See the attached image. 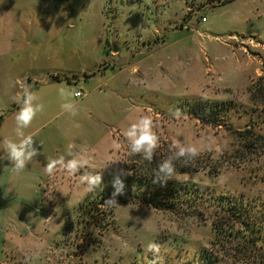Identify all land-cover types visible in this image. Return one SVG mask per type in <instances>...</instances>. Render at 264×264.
<instances>
[{"label":"rangeland","instance_id":"374dc122","mask_svg":"<svg viewBox=\"0 0 264 264\" xmlns=\"http://www.w3.org/2000/svg\"><path fill=\"white\" fill-rule=\"evenodd\" d=\"M29 1L35 5L14 13L19 26L2 33L7 49L0 66L15 69L11 78L20 82L55 68L68 79L89 72L91 86L98 85L65 88L86 92L73 98L83 108L74 129L67 112L48 124L62 118V142L83 147L90 165L44 180V207L57 210L60 220L51 222L60 235L38 252L41 262L264 264V0ZM18 91L13 80L0 114ZM199 101L219 106L218 125L189 114ZM177 109L179 118L172 116ZM144 115L160 137L154 157L165 158L174 140L198 148L194 170L173 179L201 194L198 214L98 203V192L118 172L141 165L143 159L128 155L123 132ZM84 171L102 173L95 192L80 184ZM153 241L159 259L146 252ZM17 264H25L24 256Z\"/></svg>","mask_w":264,"mask_h":264},{"label":"crops","instance_id":"0c3cea01","mask_svg":"<svg viewBox=\"0 0 264 264\" xmlns=\"http://www.w3.org/2000/svg\"><path fill=\"white\" fill-rule=\"evenodd\" d=\"M32 5H35V3L29 0H0V59L6 54L3 48L7 49L2 44V33L8 31L6 28L19 26L21 21L16 20L14 13ZM184 38H179L177 41ZM188 45L187 43L186 47L184 46L186 50L189 49ZM58 58L57 56V61ZM60 58H62V55ZM132 69H136V66H133ZM13 70L16 71L13 68H2L0 66V83L2 82L0 100L9 99L5 93L11 87L13 80L14 82L20 81L18 78H11V74L16 73L12 72ZM86 74L83 78L75 77L68 80L61 77V74L55 71L54 68L51 73L38 72L37 76L42 77H34L33 79L29 77L27 79V83L31 85V90L38 95L39 102L44 105V111L37 115L29 128L23 130L25 135L33 136L34 147L37 148L39 155L20 174L14 173L10 162L0 160V264H17L20 256H24L25 264H43L41 262L42 257L40 258L41 254L39 255L38 252H42L48 244L50 245L51 241H54V238L56 239L57 234L60 235V225L55 226L57 223L55 221L51 222L52 219L56 218L57 210L51 213L44 207V180L47 175L44 173L43 168L46 166L48 158L66 156L64 146L67 148V145L72 142L67 145L62 142L64 136L62 118L52 126H48V124L64 112L61 108L63 101L59 95L61 87L72 88L75 85L74 83L79 84V86H86L87 84L90 90L98 87L97 84L91 86L88 81L90 73ZM53 75H59L61 79H55ZM82 92L81 97L75 98L84 97L86 92ZM1 97L3 98L1 99ZM13 104L4 115L0 114L3 115L0 123V142L3 139L16 141L19 139L15 131V114L20 105L16 102H13ZM86 104H89L90 108L94 110L98 109L97 104L94 102ZM82 109L81 106L76 108L77 115L81 114ZM2 110L4 109H0V113ZM77 115H71V126L76 123ZM73 126L71 129H74ZM4 155L5 153L0 147V157ZM67 158L71 157L66 156ZM60 170L62 169L58 168L56 172ZM56 201L58 202V198H56ZM58 219L60 220V217ZM53 225L54 229L51 230ZM61 243L60 241V247L62 246Z\"/></svg>","mask_w":264,"mask_h":264},{"label":"clouds","instance_id":"9594fccd","mask_svg":"<svg viewBox=\"0 0 264 264\" xmlns=\"http://www.w3.org/2000/svg\"><path fill=\"white\" fill-rule=\"evenodd\" d=\"M20 85L18 91L13 97L14 101L20 105L15 114L16 136L18 141L12 139H3L0 142L4 156L0 160H7L11 164L15 174H20L29 165V163L39 155L38 150L34 147V139L32 135H25L24 129L31 126L33 120L38 114L44 111V105L39 102L38 95L31 90V85L27 82L17 81ZM59 95L62 99L61 108L64 112L72 116L77 115L76 106L73 102L74 97H79L80 92L69 90L61 87ZM172 116L179 118L181 113L179 109L172 113ZM156 125L152 117L144 115L135 122L130 123L127 129L123 132V137L127 142L128 155H140L144 160L151 162L160 147V137L157 133ZM120 147L119 144L116 145ZM170 155L162 159L158 164L153 175V183H166L169 180L176 178L175 161L183 159L187 164L189 161L195 160L199 156L198 148L192 144H183L179 140H174L169 146ZM71 157V158H67ZM66 156L62 155L57 158H48L44 173L52 177L56 170L62 169L68 175L75 176L82 169H86L90 165V158L86 154V150L80 147L77 150V145L69 143L66 148ZM131 173L121 170L113 179V187L115 191L112 198L106 200V205L117 204L115 197L122 195L124 191V183L120 178L122 175H130ZM80 184L83 185L87 192H95L103 183V176L100 171H84L79 177ZM53 190L50 189L49 193ZM146 252H151L159 259L161 247L156 242H149L146 247Z\"/></svg>","mask_w":264,"mask_h":264},{"label":"trees","instance_id":"16d2710c","mask_svg":"<svg viewBox=\"0 0 264 264\" xmlns=\"http://www.w3.org/2000/svg\"><path fill=\"white\" fill-rule=\"evenodd\" d=\"M53 77L55 79H61L59 75H53ZM64 78L68 79L67 77ZM216 107L218 108L219 106ZM216 107L213 103L195 102L189 108V114L203 124L218 125L219 123L216 117L219 110ZM2 119L3 115H0V123ZM163 155L166 158L170 155V152ZM134 157L133 161H136L138 157L143 159L140 155H135ZM161 160V155L157 158L154 157L151 162L143 159L140 166L128 168L131 171V176L122 179L124 191L122 195L115 197L116 203L143 204L177 215L198 214L199 209L196 206V198L200 197L201 194L197 193V190L187 184H176L173 180H169L166 183H153V175ZM196 163H198L196 160L189 161L187 164L183 159L177 160L175 161L176 173L194 170ZM114 191L115 188L113 185L101 189L98 192V203L112 198Z\"/></svg>","mask_w":264,"mask_h":264},{"label":"built area","instance_id":"2783aa9c","mask_svg":"<svg viewBox=\"0 0 264 264\" xmlns=\"http://www.w3.org/2000/svg\"><path fill=\"white\" fill-rule=\"evenodd\" d=\"M202 20H204V18L202 17ZM76 91H79L80 92V96L81 97L83 95V92L81 90H76ZM79 97H76V98H79Z\"/></svg>","mask_w":264,"mask_h":264}]
</instances>
